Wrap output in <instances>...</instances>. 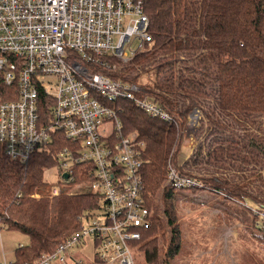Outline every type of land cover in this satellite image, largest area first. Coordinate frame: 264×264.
<instances>
[{"label":"trees","instance_id":"trees-1","mask_svg":"<svg viewBox=\"0 0 264 264\" xmlns=\"http://www.w3.org/2000/svg\"><path fill=\"white\" fill-rule=\"evenodd\" d=\"M144 10L153 32L151 46L125 65L112 60L110 72L138 82L137 96L149 98L173 115V120H165L146 114L132 99L118 101L124 131L137 132L145 143L141 157L147 206L152 208L167 162L179 152L182 129L197 109L196 152L184 162V170L177 168L200 186L186 188L222 194L242 204L254 226H264L252 210L264 206V0H144ZM143 75L153 78L144 83L139 79ZM5 87L0 80V99ZM54 139L24 161L9 158L0 146V229L13 228L28 237L26 245L14 249L11 264H30L53 251L80 231L83 219L95 215L102 204L101 197L89 191L51 193L44 169L57 165V153L67 144L61 133ZM82 167L75 165L73 181L64 182L90 178ZM173 192L166 183L162 201L170 239L165 259L160 261L155 235H150L152 224L133 242V249L142 248V264H167L179 252ZM74 248L69 254L82 259Z\"/></svg>","mask_w":264,"mask_h":264},{"label":"built area","instance_id":"built-area-1","mask_svg":"<svg viewBox=\"0 0 264 264\" xmlns=\"http://www.w3.org/2000/svg\"><path fill=\"white\" fill-rule=\"evenodd\" d=\"M153 39L144 0H0V80L13 95L0 99V146L24 161L61 133L67 141L57 153L61 180L73 181L72 168L82 165L90 176L84 187L102 199L80 231L30 264H87L69 254L86 236L96 243L99 264H134L133 242L154 213L144 196L145 143L124 131L118 101L132 99L165 120L173 115L110 69L112 60L129 61ZM165 178L174 189L200 186L170 159ZM252 210L264 224V206Z\"/></svg>","mask_w":264,"mask_h":264},{"label":"rangeland","instance_id":"rangeland-1","mask_svg":"<svg viewBox=\"0 0 264 264\" xmlns=\"http://www.w3.org/2000/svg\"><path fill=\"white\" fill-rule=\"evenodd\" d=\"M116 61L123 63L120 65L128 62ZM175 66L179 67L177 63ZM140 78V81L145 83L147 78L151 79L153 75H143ZM51 90L54 91V87H51ZM11 96H13L12 90L5 87L1 97ZM199 119L200 111L194 109L182 129L180 149L175 158V154L173 156L171 151L174 158L171 161L178 168L183 169L182 165L191 159V153L195 150ZM0 151H2L1 147ZM60 177L61 174L56 165L44 169V178L49 182V190L52 194H58L61 191L71 194L88 192L83 185L84 180L67 184ZM162 177L164 187L165 173ZM162 186L154 192L151 209L155 213V221L154 231L150 233L155 235L153 243L158 245L160 261L165 259L166 245L170 239V228L165 222ZM174 190L171 204L180 230V249L172 259L165 261L167 264H215L217 261L219 264H253L252 260H256L258 264H264V226L260 228L254 226L250 221L249 211L242 209V204L208 189L176 188ZM100 211L99 208L94 210L96 214ZM89 220L90 217H88ZM83 221L87 222L86 219ZM27 243L28 237L20 231L13 228L0 229V259L12 260L17 245ZM93 247L92 237L86 236L85 242L75 247L73 251L81 254L84 261L99 264L94 262ZM132 255L134 264H142L141 247L132 249Z\"/></svg>","mask_w":264,"mask_h":264},{"label":"water","instance_id":"water-1","mask_svg":"<svg viewBox=\"0 0 264 264\" xmlns=\"http://www.w3.org/2000/svg\"><path fill=\"white\" fill-rule=\"evenodd\" d=\"M62 176H63V178H67L68 177V173L67 172H63Z\"/></svg>","mask_w":264,"mask_h":264},{"label":"crops","instance_id":"crops-1","mask_svg":"<svg viewBox=\"0 0 264 264\" xmlns=\"http://www.w3.org/2000/svg\"><path fill=\"white\" fill-rule=\"evenodd\" d=\"M194 130H195V129H194ZM252 263H253V264H258V263L256 262V260H252ZM215 264H219V261L215 262Z\"/></svg>","mask_w":264,"mask_h":264}]
</instances>
